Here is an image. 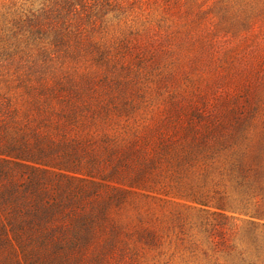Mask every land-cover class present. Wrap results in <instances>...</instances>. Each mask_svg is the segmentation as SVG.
<instances>
[{
	"label": "trees",
	"instance_id": "16d2710c",
	"mask_svg": "<svg viewBox=\"0 0 264 264\" xmlns=\"http://www.w3.org/2000/svg\"><path fill=\"white\" fill-rule=\"evenodd\" d=\"M117 6L0 0V264H127L130 230L112 209L129 190L107 181L141 184L162 163L179 179L195 162L205 177L219 174L191 189L204 211L215 208L200 222L215 250L264 264V78L255 67L240 72L239 94L207 118L193 109L180 137L152 155L136 143L121 148L108 137L96 144L76 134L85 118L131 106L122 89L117 99L122 81L114 67L132 40L93 35ZM84 60L88 70L78 67ZM135 232L154 237L147 228Z\"/></svg>",
	"mask_w": 264,
	"mask_h": 264
},
{
	"label": "rangeland",
	"instance_id": "374dc122",
	"mask_svg": "<svg viewBox=\"0 0 264 264\" xmlns=\"http://www.w3.org/2000/svg\"><path fill=\"white\" fill-rule=\"evenodd\" d=\"M13 1L37 6L44 0ZM116 3L102 30L93 35L113 41L125 33L132 40L128 49L122 47L114 67L122 81L117 99L120 101L122 89L131 106L126 111L111 109L85 118L76 126V134L88 136L96 144L108 137L121 148L136 143L152 155L159 144L180 137V127L191 120L193 109L198 108L207 118L224 98L239 94L240 72L255 67L256 76L264 78V0ZM89 66L85 60L78 64L80 70ZM11 93L21 98L18 92ZM162 164L163 168L154 169L141 184L107 181L129 190L125 200L112 209L113 216L130 230L124 237L123 263L242 264L215 250L200 226L215 208L204 211L191 193L196 185L218 180L217 171L205 177L204 167L195 162L178 179ZM235 224L246 227L241 220ZM137 228L149 229L154 237L139 239Z\"/></svg>",
	"mask_w": 264,
	"mask_h": 264
}]
</instances>
